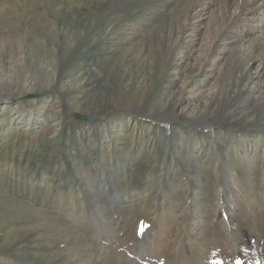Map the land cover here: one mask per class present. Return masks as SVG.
Listing matches in <instances>:
<instances>
[{"label":"rangeland","instance_id":"1","mask_svg":"<svg viewBox=\"0 0 264 264\" xmlns=\"http://www.w3.org/2000/svg\"><path fill=\"white\" fill-rule=\"evenodd\" d=\"M0 264H264V0H0Z\"/></svg>","mask_w":264,"mask_h":264},{"label":"bare ground","instance_id":"2","mask_svg":"<svg viewBox=\"0 0 264 264\" xmlns=\"http://www.w3.org/2000/svg\"><path fill=\"white\" fill-rule=\"evenodd\" d=\"M118 199H119V198H118ZM118 202L123 203V202H124V198H120V199L118 200Z\"/></svg>","mask_w":264,"mask_h":264}]
</instances>
